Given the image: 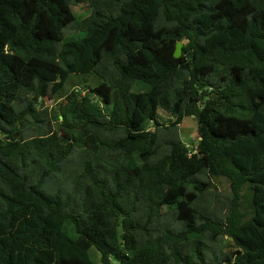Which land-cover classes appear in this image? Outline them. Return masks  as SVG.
I'll return each mask as SVG.
<instances>
[{
    "label": "trees",
    "instance_id": "trees-1",
    "mask_svg": "<svg viewBox=\"0 0 264 264\" xmlns=\"http://www.w3.org/2000/svg\"><path fill=\"white\" fill-rule=\"evenodd\" d=\"M81 73L102 80L43 106ZM185 115L196 152L166 138ZM93 247L104 264H264V0H0V264H94Z\"/></svg>",
    "mask_w": 264,
    "mask_h": 264
},
{
    "label": "rangeland",
    "instance_id": "rangeland-1",
    "mask_svg": "<svg viewBox=\"0 0 264 264\" xmlns=\"http://www.w3.org/2000/svg\"><path fill=\"white\" fill-rule=\"evenodd\" d=\"M91 10L92 9L89 2H83L75 6L76 14L82 20L91 14ZM86 80L91 85H96L98 82H101L102 79L91 73H81L78 75L72 74L67 80L62 91L57 94H53L51 85L49 84L46 86L41 98L43 106L48 108H59L61 103L65 101L66 96L70 91L73 89H80L81 91H84L83 84H85ZM147 86L148 85L140 84L139 87L143 90L146 89ZM136 88L138 87L136 86ZM158 119L161 124L170 125L171 122L175 121L176 117L164 110H160ZM165 132L166 138H179L191 149L192 152L197 151V144L199 142L200 136L198 123L193 115H185L178 126H171L170 131ZM59 188H61V186L57 184L52 188V190H57ZM209 189L210 192L207 194V197L210 199V201L207 200V204L211 206L210 208L212 210V216L223 223L229 214L230 203L233 197L230 182L227 178L222 176L212 177ZM168 190L169 186L166 180H161L158 182L155 181V183L150 187L151 196L155 200L162 199L167 194ZM47 191L50 192V190ZM167 209V206H165L164 212ZM229 249L230 247L224 246L225 251H229ZM90 253L94 264H104L101 259L100 252L95 247L91 249ZM111 264L120 263H118L115 259H112Z\"/></svg>",
    "mask_w": 264,
    "mask_h": 264
},
{
    "label": "water",
    "instance_id": "water-1",
    "mask_svg": "<svg viewBox=\"0 0 264 264\" xmlns=\"http://www.w3.org/2000/svg\"><path fill=\"white\" fill-rule=\"evenodd\" d=\"M188 41V39H185L184 41H180L177 43L176 51H175V56L179 57L182 54V49L184 44Z\"/></svg>",
    "mask_w": 264,
    "mask_h": 264
}]
</instances>
